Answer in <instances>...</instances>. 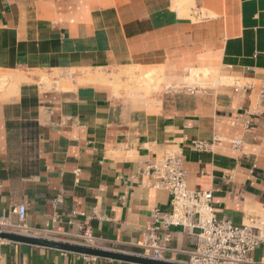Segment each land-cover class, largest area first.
<instances>
[{"label": "crops", "instance_id": "0c3cea01", "mask_svg": "<svg viewBox=\"0 0 264 264\" xmlns=\"http://www.w3.org/2000/svg\"><path fill=\"white\" fill-rule=\"evenodd\" d=\"M185 1L0 0V80L14 86L0 100L1 215L18 223L25 204L43 237L89 231L100 248L142 253L171 201L149 166L179 149L188 188L252 225L262 240L247 264H264V0ZM153 70L159 92L120 86ZM198 231L159 232L170 261H188ZM0 264L131 263L0 239Z\"/></svg>", "mask_w": 264, "mask_h": 264}, {"label": "built area", "instance_id": "2783aa9c", "mask_svg": "<svg viewBox=\"0 0 264 264\" xmlns=\"http://www.w3.org/2000/svg\"><path fill=\"white\" fill-rule=\"evenodd\" d=\"M239 147L242 140L236 138L232 142ZM198 150H206L209 144L196 142ZM181 151L169 150L155 157L149 170L156 182L155 188H164L171 195L170 210L163 215L155 210L153 222L146 227L142 244V253H135L156 260H169L166 249L159 243V232L173 226H181L190 232L198 229V244L195 251L190 253L185 264H247L250 254L261 243V236L249 224L237 225L227 219H219L213 212V193L209 190H191L187 186V172L183 167ZM1 166V162H0ZM12 214L18 218V223H12L9 216L0 214V231H11L30 236L43 237L25 224L27 206H15ZM83 241L77 244L89 247H99L89 231L81 235ZM170 235L165 234V239ZM100 248V247H99ZM95 258L91 256H85Z\"/></svg>", "mask_w": 264, "mask_h": 264}, {"label": "water", "instance_id": "95a60500", "mask_svg": "<svg viewBox=\"0 0 264 264\" xmlns=\"http://www.w3.org/2000/svg\"><path fill=\"white\" fill-rule=\"evenodd\" d=\"M0 239L33 246L56 249L64 252L80 254L83 256L110 259L131 264H185L173 262L170 260H156L134 253L121 252L99 247L83 246L81 244L71 243L68 241L50 239L47 237L30 236L11 231H0Z\"/></svg>", "mask_w": 264, "mask_h": 264}, {"label": "rangeland", "instance_id": "374dc122", "mask_svg": "<svg viewBox=\"0 0 264 264\" xmlns=\"http://www.w3.org/2000/svg\"><path fill=\"white\" fill-rule=\"evenodd\" d=\"M188 1V0H187ZM185 1V2H187ZM180 8V12L183 14L182 10V4L179 5ZM125 77H133V73L132 71L130 72V70H126L123 72V74ZM156 71L153 70L152 72H141L138 76H136L135 78V82H133L132 78H129L128 81H125L123 84L120 83V86L125 87L129 90H131L132 92H143L146 94H151L153 92H159L161 90H163L162 87V80L156 76ZM2 75H0L1 77ZM42 82L49 85L52 83V81L50 79H48L47 75H43L42 78ZM128 83H131V87L128 86ZM149 88H152L153 90H150ZM14 86L8 85L7 82L0 80V100L4 99L7 90H13ZM90 258V257H89Z\"/></svg>", "mask_w": 264, "mask_h": 264}, {"label": "bare ground", "instance_id": "6f19581e", "mask_svg": "<svg viewBox=\"0 0 264 264\" xmlns=\"http://www.w3.org/2000/svg\"><path fill=\"white\" fill-rule=\"evenodd\" d=\"M174 37V36H173ZM176 42V41H175ZM173 43V42H172Z\"/></svg>", "mask_w": 264, "mask_h": 264}]
</instances>
